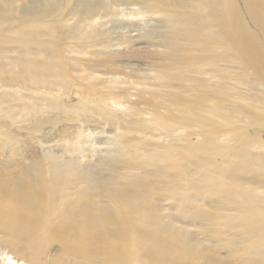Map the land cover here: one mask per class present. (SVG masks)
<instances>
[{"label":"bare ground","instance_id":"obj_1","mask_svg":"<svg viewBox=\"0 0 264 264\" xmlns=\"http://www.w3.org/2000/svg\"><path fill=\"white\" fill-rule=\"evenodd\" d=\"M78 3L0 0V264H264V0L103 6L160 56L137 103L65 69L62 47L104 33L101 5ZM52 111L73 130L43 129Z\"/></svg>","mask_w":264,"mask_h":264},{"label":"rangeland","instance_id":"obj_2","mask_svg":"<svg viewBox=\"0 0 264 264\" xmlns=\"http://www.w3.org/2000/svg\"><path fill=\"white\" fill-rule=\"evenodd\" d=\"M49 1H51V0H49ZM78 1H79L78 4H82V5H84L85 3H90V4H93V5H101L100 6V10H99L100 13H98L100 16L99 17H93L92 18L93 20H91L90 22L91 23L94 22V21H95V23L98 22L97 26H96V29L97 30H102V33L103 32L104 33L103 34H99L100 36H97V37L95 36V34H93L92 36H94V37H93V39H90L89 42H86V40L83 39V38H78L76 40L75 44L80 49L77 48L76 46H74L72 49H69V50L64 48V47H62L60 59L62 60L65 69L69 73H71L72 77L76 76V77H80V78L83 77V78H87L88 79V77L93 75V76H95L97 78H101L102 73H109L111 75H115V76H113L110 79H114V78H118L119 77L120 80L122 78H125V80H127V78H128L129 80H127V81H129V82L127 84H123V85L119 84V83H121V82H119L120 80L118 82L116 81L114 84H113V82H114L113 80L108 81V83L106 81H103L101 83V81H100L98 86H97V88L98 89L101 88L100 90L105 95H111L112 94L114 96H117V94H119L120 96H124V100L131 101V102H135L136 101V103H137V100H136L137 98H136V96H133V95H135L136 92H138V90H139L137 84L141 83V81H144L142 79H144L147 76V74H149L150 72H151L150 75H152L153 71L149 72L148 70H153L155 68V64H156L155 61H156V59H158L160 57L158 54H155L157 52H154V51H156L155 49H157V48L152 47V48H154L153 53H152L148 49H146V47L144 45H141V43L144 40H140V39L134 38L133 39V41H134L133 44H129V43H126V42L122 41L123 38L129 41V39H128L129 35L126 34L125 31L122 30V28H121L122 25H123V22L121 21V19H119L118 16L117 17L109 16V14L112 12L111 11L112 9H106V11L102 9L103 6H110V3H112L113 0H99V1L98 0H86V1L85 0H78ZM72 8H73V10L75 12L78 10V7H76L74 1H73V7ZM79 8H80V6H79ZM30 9H32L34 11H36V10L40 11L39 8H35V7L30 8ZM80 10H81V12H83V9L80 8ZM83 14H84V12H83ZM85 15L82 16L83 20L85 19L83 21L84 23H79L77 21V18L74 17L75 20L71 19V21L69 23L70 26L76 25L77 27L75 29L76 30L79 29V31H80V29H84L86 27V25H87V23H85V22L89 18V16H85ZM115 18H116V20L117 19L118 20L116 21ZM127 23H129V22H127ZM127 28L128 29L131 28V24L130 23H129V25H127ZM108 30H110V32ZM140 33H131L130 36L134 35L135 37H138V36H140ZM110 34H112V35H110ZM118 34H120L121 36L118 35ZM96 35H98V34H96ZM118 36H119V38H118ZM145 41L147 42V39ZM78 42H80V44ZM116 42H118V43H116ZM154 43H157V42H154ZM109 46H111L112 48L109 47ZM156 47H158V46H156ZM84 48H86V49H84ZM104 48H108V49H104ZM141 49H142V51L143 50L144 51L143 52L140 51ZM62 50L66 51V52H62ZM85 50H87V51H85ZM159 51H161V49H159ZM114 52H116V55H115ZM85 53L88 54V55H86ZM86 56H89L88 57L89 60H87ZM127 56H129L130 59L127 58ZM125 58H127V59H125ZM128 63H130L129 67L126 66ZM137 65H138V67H137ZM68 68L69 69L71 68L70 71H69ZM146 68H148V69H146ZM79 69L81 71L83 70V72L79 71ZM137 70L139 71L140 74L138 72L137 73L135 72ZM143 70L145 71L146 74L144 73ZM129 71H131V74H129ZM134 73H135V75H134ZM42 76L43 75H39L37 77V79H42V80L39 83H37V84L35 83V84L39 88H41L43 91L45 89L52 88V90L50 92H52V95H55L57 92H56V90L54 89L53 86H54V82H55V77L56 76L53 77V78L52 77L43 78ZM56 80L58 81V77H56ZM146 82L148 84L147 86H149L148 82H151L152 84H154L152 77L151 78L148 77V80ZM29 83H31V82L29 81ZM125 85H128V86H125ZM129 85L131 87H129ZM58 100H60L61 102H63L66 105H69V106H76L77 103L79 102V98H78V95H77L76 92H72L70 94V97L65 96V97L59 98ZM137 107L140 108V109H143L142 108L143 105H138L137 104ZM47 114H48V117L53 120V122H52V124L46 125L43 129H47L49 126L55 125V124H57L58 121H60L63 128L68 129V131H72L73 130V128H70V126H71L70 123H64V122H62L60 120V118L62 117V115L60 113H58L56 111H52V112H48ZM17 116H18V118H20L22 120L21 122H22V125H24V126H29L30 124H33L34 122L38 121V119L34 120V117L25 116V113H23V114H19L18 113ZM3 117H2V119L0 118L1 119L0 122L5 121L6 115H3ZM74 120H75V123L77 125H80V126L86 125V124H83L84 121H90L88 116L85 115V114H83V116H80L79 114L76 115V118ZM6 124H8V123L6 122L5 125ZM102 126H106L105 122H102ZM51 132L53 133V130H51ZM6 152H7L6 148L0 149V162L6 161V159H7V153ZM220 247L222 248L221 251L218 253L220 255V258L222 259V260L221 259L220 260L221 261H225V259H224V257L226 256L225 254H226V252L230 251L232 247L231 246L228 247L227 245H223V246L220 245ZM241 261H238L235 264H247L246 260L245 261L241 260ZM233 264H234V262H233Z\"/></svg>","mask_w":264,"mask_h":264}]
</instances>
